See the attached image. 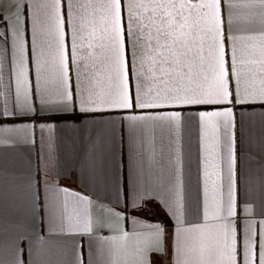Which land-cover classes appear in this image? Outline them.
Here are the masks:
<instances>
[{
  "label": "snow or ice",
  "instance_id": "1",
  "mask_svg": "<svg viewBox=\"0 0 264 264\" xmlns=\"http://www.w3.org/2000/svg\"><path fill=\"white\" fill-rule=\"evenodd\" d=\"M0 264H264V0H0Z\"/></svg>",
  "mask_w": 264,
  "mask_h": 264
},
{
  "label": "crops",
  "instance_id": "2",
  "mask_svg": "<svg viewBox=\"0 0 264 264\" xmlns=\"http://www.w3.org/2000/svg\"><path fill=\"white\" fill-rule=\"evenodd\" d=\"M62 128L66 127L65 125H61ZM69 133H63L62 135H68ZM20 153V159L21 160H27L31 158L36 164L40 163V145L37 142L35 146L32 145H19L17 146ZM60 162L65 169V171L68 173L65 178L61 179L60 183L62 185L67 186L70 189H73L78 192H82L83 188L81 187L76 172L74 169V161L65 155L63 152H61L60 156ZM150 215V213H149Z\"/></svg>",
  "mask_w": 264,
  "mask_h": 264
}]
</instances>
